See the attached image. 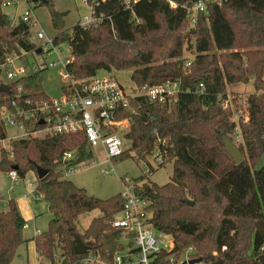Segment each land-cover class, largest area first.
Here are the masks:
<instances>
[{
    "label": "trees",
    "instance_id": "obj_1",
    "mask_svg": "<svg viewBox=\"0 0 264 264\" xmlns=\"http://www.w3.org/2000/svg\"><path fill=\"white\" fill-rule=\"evenodd\" d=\"M5 1L0 0V64L13 54L36 48L30 23L22 17L12 23L3 10ZM199 1L141 0L126 11L119 0H100L97 12L106 19L90 29L73 27V61L68 70L75 79L101 70H132L137 86L168 80L182 83V92L172 104L141 97L119 116L131 120L125 135L131 149L118 159L131 152L144 159L159 145L167 154L164 165L171 161L174 165L170 182L148 181L140 190L150 202L152 226L174 238L173 249L158 252L152 264H178L189 248H194L191 256L202 257L204 264H264V164L260 166L264 155V0H203L206 10L199 13L196 27L184 35L190 22L184 5ZM52 2L46 5L52 8L57 40L63 41L70 35L65 30L67 13L56 10ZM193 48L196 54L187 66L185 51ZM2 74L0 69V84ZM250 82L260 92L246 98L249 121L233 120L234 111L224 109L218 96L231 94L229 86ZM19 85L25 97L45 96L42 73L29 72L13 82L12 92ZM6 95L0 91V108ZM231 95L236 109L241 107L236 95ZM238 129L244 159L236 163L222 136L234 142ZM6 133L1 125L0 136ZM85 146L84 136L44 134L13 140L10 150H1L0 172L16 170L20 179L34 172L36 193L53 216L47 230L34 238L40 264H82L85 254L75 252L78 239L88 246L87 252H108L110 258L124 247L123 231L111 225L124 207L121 193L98 198L57 171L55 159L60 153L78 147L85 154ZM38 166L49 170L41 179ZM96 210L101 215L83 228L80 219ZM26 225L16 201L4 207L0 198V264H12L19 247L27 242Z\"/></svg>",
    "mask_w": 264,
    "mask_h": 264
},
{
    "label": "built area",
    "instance_id": "obj_2",
    "mask_svg": "<svg viewBox=\"0 0 264 264\" xmlns=\"http://www.w3.org/2000/svg\"><path fill=\"white\" fill-rule=\"evenodd\" d=\"M19 0H6L3 5H12ZM106 1V0H102ZM123 9L131 11L141 0H119ZM222 3L226 0H209ZM29 2V0H28ZM88 11L82 16L78 25L83 29H90L102 24L106 16L97 12L100 0H83ZM173 6H177L171 1ZM187 10L189 21L196 24L199 13L206 10V2L201 0L194 5H184ZM110 18V17H109ZM22 19L29 22L31 29H34L36 48L31 51H22L20 54H13L0 64L3 74L2 83L10 87V93H6V102L0 108V126L7 129L6 137L0 136V144L9 140L31 139L44 134L52 136L73 134L84 136L86 139L85 154L78 147L65 150L60 153L55 162L57 171L63 178L90 169L100 167V172L104 176L116 172V159L127 150L125 135L131 129V120L128 117L120 118V114L130 108L134 99L145 97L151 102L169 104L176 101L182 92V83L179 80H168L164 83L142 86L135 85L132 91L127 92L120 80L111 72L108 74H97L75 79L68 70V66L73 61V34L69 38L58 41V35L51 36L41 26L38 17L32 7L23 14ZM41 49L38 53L37 50ZM27 55L38 57L34 66L30 68L20 64L12 69L8 65L14 61H21ZM192 59H188L187 66H190ZM59 67V68H58ZM57 68L61 76L62 86H56L59 92L58 97H53L50 92L44 89L41 93L45 96L25 97L26 92L23 86L19 85L12 92L11 84L25 76L29 72L46 73L50 69ZM4 72L7 81L4 80ZM1 83V84H2ZM204 88V84H200ZM264 93V88L262 90ZM39 93V92H38ZM24 97L23 99H21ZM235 97L231 94L218 96L224 109L234 111L233 120L243 118V122L249 121L247 104L236 109ZM170 105V104H169ZM237 118V119H236ZM8 130L12 134H8ZM98 149L104 153V159H100ZM13 156V152H10ZM144 179L132 178L127 175L121 177V196L124 200V207L120 213L111 221L114 228L123 231V248L114 253L110 258V253L105 255L100 252L89 251L85 254L82 264H152L154 255L158 252L171 251L174 247L172 235L156 230L150 223V202L140 195V190L145 182L146 176L151 175L162 167L167 159V154L159 145L147 155ZM9 176L20 182L16 170L9 172ZM42 197V196H40ZM27 226V225H26ZM129 241V242H127ZM227 246L222 249L226 250ZM194 248H189L178 261L193 259ZM174 255L171 261H175ZM200 264V263H199Z\"/></svg>",
    "mask_w": 264,
    "mask_h": 264
},
{
    "label": "rangeland",
    "instance_id": "obj_3",
    "mask_svg": "<svg viewBox=\"0 0 264 264\" xmlns=\"http://www.w3.org/2000/svg\"><path fill=\"white\" fill-rule=\"evenodd\" d=\"M54 4V8L60 12L67 13L65 17V23H66V31L68 33H71L73 30V27L78 23L79 19L84 16L88 8L86 4L83 2V0H53L52 2ZM32 7L34 13L39 19V22L41 26L46 30V32L51 35L55 36L59 32L53 27L52 21H51V6L36 2H28V0H19L18 2L12 4V5H3V10L8 15L12 23H18L20 20V17L23 16V14ZM196 24H193L191 22L187 23V25L184 27V35L188 34V31L191 29H194ZM32 31L34 33V29L32 28ZM194 42V38L192 40ZM195 49H187L185 51V56L189 59H193L195 57ZM25 59V62L23 61ZM21 61H14V63H11L8 65V69H12L15 66H19L20 64H23L24 66L30 68V66H34L36 63V59L39 61L40 58L33 57L32 55H27V57L23 58ZM59 68V67H58ZM114 74L120 82L123 84L127 92L132 91V89L135 86L134 81L131 78L132 70H122L117 71L113 70L111 72ZM100 74H108L107 71L101 70ZM43 87L45 90L48 89L50 94L53 97H58L59 92L56 91V86H62L61 82V76L59 75V71L57 68L50 69L48 72L43 73ZM4 80L7 81L6 73L4 72L3 75ZM229 93L236 95L238 99V103L242 106L244 102L246 101V98L254 93V92H260V90H256L254 84L252 82L247 84H240L236 86H229L228 88ZM235 119V117H233ZM237 119V118H236ZM8 134L11 135L12 131L8 130ZM234 136V142L237 145H240V142L242 141L240 130L238 129L235 131ZM126 149L127 152H130L131 149V141L125 140ZM5 143L0 144V156H1V150L3 148L9 149L11 147V142L9 140L4 141ZM98 155L100 159H104V153L101 149H98ZM148 159V156H146L144 160L146 161ZM264 164V155L261 159L260 166ZM115 170L116 172L104 176L100 172V167H92L87 170H83L77 173H74L68 177L69 180L73 181L77 186L84 187L87 189L89 194L94 195L101 199H107L110 198L122 191V181L121 177L124 175H127L132 178H138L142 179V176L144 175V172L146 170V163L143 161H139L138 157L136 156V152H131V156L120 158L115 162ZM173 161L167 163L166 165L160 167L157 169L154 173H152L149 176H146L148 181H152L158 185H164L171 181V176L173 173ZM9 176V175H8ZM2 173H0V196H3L5 199L12 198L16 201L18 208H20V211L25 213V210L27 209L28 212H34L37 216V219L35 220L36 228L39 229V232L46 231L48 228V224L50 219L53 217L50 212H48V209L45 204L44 199H37L36 195H33V201L34 204L29 207L27 202L24 200V203L20 205L19 201L20 199H24V192L27 191H33V184H36L37 179L35 176V173L29 172L26 179L22 180L20 185L15 186L13 191L9 195V191L11 189V186L13 185V182L10 177H8ZM145 177V176H143ZM33 183V184H32ZM146 183V182H145ZM1 202L4 203V200L1 199ZM26 208V209H25ZM27 215V214H26ZM101 212L98 210L93 211L91 213L85 214L81 219L80 223L83 228H86L89 226L91 220L96 217L100 216ZM30 219H28L29 221ZM36 235L35 228L32 226H27L24 229V237L26 240L32 239ZM129 242V241H127ZM37 262V255H36V249L34 247V243L32 241H29L25 244H22L16 256L14 257L12 264H36ZM200 264H204L203 262Z\"/></svg>",
    "mask_w": 264,
    "mask_h": 264
},
{
    "label": "water",
    "instance_id": "obj_4",
    "mask_svg": "<svg viewBox=\"0 0 264 264\" xmlns=\"http://www.w3.org/2000/svg\"><path fill=\"white\" fill-rule=\"evenodd\" d=\"M32 2L47 4L49 0H32ZM37 52L40 53L41 49H38ZM0 91L5 93H10V87L7 84L2 83L0 84ZM222 137L225 142L226 151L229 153V155L234 159L236 163L241 162L244 159V154L242 150L239 148V146L226 135H223ZM48 173H49L48 169H44L43 167L40 166L37 167V174L40 179L46 176ZM187 202L193 204V201L191 200H187ZM87 251H88V246L78 239L77 244L75 246V252L78 255H84L87 253ZM202 262H203V258L199 257V258H193L189 261H184L182 264H199Z\"/></svg>",
    "mask_w": 264,
    "mask_h": 264
},
{
    "label": "crops",
    "instance_id": "obj_5",
    "mask_svg": "<svg viewBox=\"0 0 264 264\" xmlns=\"http://www.w3.org/2000/svg\"><path fill=\"white\" fill-rule=\"evenodd\" d=\"M0 173H2V174H4V175H6V176H8L9 175V172H0ZM32 173H34V172H32ZM36 176V175H35ZM8 177H10V176H8ZM11 178V177H10ZM26 179V178H25ZM24 179V180H25ZM36 179H37V177H36ZM11 180H12V182H13V185L11 186V189H10V191L8 192L9 193V195H10V193L13 191V189H14V185L15 186H17V185H20L21 184V182H22V180L23 179H20V182H15L12 178H11ZM33 184V183H32ZM36 185H37V182H36V184H33V191L31 190H29V191H25L24 192V199H20V201H19V203H20V205H22L23 203H24V200L27 202V204L29 205V207L31 206V205H33L34 204V201H33V195H36V197H37V199H44L43 197H40V196H38L37 195V193H36ZM0 198L1 199H3L4 200V207H7V204H8V202L10 201V200H12V198H9V199H5L3 196H0ZM14 200V199H13ZM45 204H46V202H45ZM46 207H47V209H48V206H47V204H46ZM26 209V208H25ZM19 210H20V208H19ZM21 212V211H20ZM49 212V211H48ZM25 213L27 214H24L23 212H21V214L23 215V217L26 219V221H27V226H32V227H34L35 228V231H36V235L32 238V239H28L27 240V242H29V241H32L33 243H34V247H35V249H36V244H35V240H34V238L38 235V234H40L41 232H39V229H37L36 228V224H35V220L37 219V216H36V214L34 213V212H28V210L26 209L25 210ZM28 219H30L29 221H28ZM26 226V227H27ZM25 227V228H26ZM27 242H25V243H27ZM24 243V244H25ZM36 255H37V262H36V264H40V262H41V257L39 256V253H38V251H37V249H36Z\"/></svg>",
    "mask_w": 264,
    "mask_h": 264
}]
</instances>
